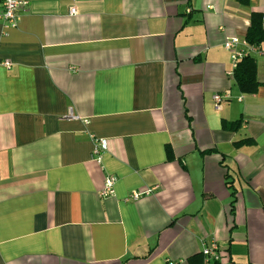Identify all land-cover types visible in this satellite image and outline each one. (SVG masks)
I'll list each match as a JSON object with an SVG mask.
<instances>
[{
    "label": "crops",
    "instance_id": "crops-1",
    "mask_svg": "<svg viewBox=\"0 0 264 264\" xmlns=\"http://www.w3.org/2000/svg\"><path fill=\"white\" fill-rule=\"evenodd\" d=\"M25 1L0 19V264H189L210 243L264 264V41L245 42L264 0Z\"/></svg>",
    "mask_w": 264,
    "mask_h": 264
},
{
    "label": "built area",
    "instance_id": "built-area-1",
    "mask_svg": "<svg viewBox=\"0 0 264 264\" xmlns=\"http://www.w3.org/2000/svg\"><path fill=\"white\" fill-rule=\"evenodd\" d=\"M26 4L25 0H0V19L5 22L4 26L15 27L18 21V16L20 10L23 9L24 5ZM69 12L71 14L75 13L74 8H70ZM238 40L233 38L231 40H227L224 42L223 46L229 50L231 53V60H232V68L236 66L237 60L243 55V50L238 48ZM7 64V62H5ZM229 75H232V70L228 72ZM215 101V107H219V103L221 97L219 95L213 96ZM106 150V143L103 139L96 140L93 148H92V155L93 159L96 162H100L103 152ZM114 184H115V177L112 175H107L103 181V187L100 191V194L103 196L112 195L114 192ZM150 189H146L144 191H137L133 190L127 196V200H137L141 198L143 195L150 193ZM201 253L204 256V262L208 260H218L219 253H218V246L216 243L204 244L201 248ZM167 264H183L182 260H167Z\"/></svg>",
    "mask_w": 264,
    "mask_h": 264
},
{
    "label": "trees",
    "instance_id": "trees-1",
    "mask_svg": "<svg viewBox=\"0 0 264 264\" xmlns=\"http://www.w3.org/2000/svg\"><path fill=\"white\" fill-rule=\"evenodd\" d=\"M246 3V0H238ZM264 41V26H262V16L260 13L253 12L250 15V25L247 28L245 34V42L247 48L252 45H258ZM243 55L237 60L236 66L232 69V78L235 81L238 89L243 93H253L257 90L259 82L256 79V65L254 58L246 51L243 50ZM238 121H232L227 123L223 121V125H227L236 129L238 127ZM250 140H240L236 144L249 143ZM168 158L171 157L170 149H166ZM189 264H204V256L201 252L193 254L187 259ZM213 264H217V260H213Z\"/></svg>",
    "mask_w": 264,
    "mask_h": 264
}]
</instances>
